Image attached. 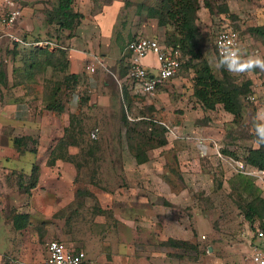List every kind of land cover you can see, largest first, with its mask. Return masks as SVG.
I'll return each mask as SVG.
<instances>
[{"label":"rangeland","instance_id":"1","mask_svg":"<svg viewBox=\"0 0 264 264\" xmlns=\"http://www.w3.org/2000/svg\"><path fill=\"white\" fill-rule=\"evenodd\" d=\"M20 1L27 8L23 7L20 20L10 29H0V70L8 80L6 83L5 78H0V101L5 92L15 94L16 88H22L37 97L44 110L45 104L52 102L57 94L55 101L63 106L64 112L61 115L44 112L47 117L44 116L43 125L50 132L44 136L48 141L59 134L70 114H77L83 135L76 136L82 140L77 153L71 155V163L80 165L75 189L87 190L89 195L76 198L72 206L50 212L46 206L55 205L54 195L24 192L30 180L29 176L21 178L18 185L24 196L13 198L8 205L6 199L0 198V209L2 206L7 209L8 222L28 211L26 226L21 231L13 230L15 225L9 230L0 226V252H6L0 264H43L46 243L50 240L71 243V247L82 250L86 257L83 264H145L150 260V253L133 262L132 257L128 259L127 255H132V228L113 229L116 226L109 216H100L97 211L100 206L96 195L108 197L121 192L127 184L123 161L131 157L132 163L135 162L128 148L123 115L130 123L153 118L167 129V144L144 146L149 162L143 170L137 164L131 172L132 190L147 191L150 208L163 211L171 223L139 231L140 241L152 244L168 237L190 244L192 247L164 245L167 247L160 249L159 253L168 252L173 264H251L249 254L254 247L264 246V237L262 240L255 237L256 230L261 229L260 222L245 218L246 205L255 196L264 200V183L248 174L256 168L245 160L248 150L257 148L253 117L258 110L252 111L246 94L240 97V119L234 120L221 105L213 110L204 109L193 95L194 72L189 67L180 70L153 99L133 94V90L131 94L124 81L123 62L119 63L126 44L139 36L164 40L175 29L173 25H159L148 14L149 9L161 5V0H87V6H80L83 12L73 8L82 18L72 31L60 26L56 12L58 0ZM198 6L195 24L200 34L199 45L214 75L239 86L248 80L253 83L258 77L264 78L260 70L250 76H234L225 70L227 76H223L213 46L215 33L225 24H231L242 32L245 53L264 57V35L253 30L264 26V0H198ZM103 8L104 13L97 20L95 15ZM79 26L83 30L93 28L89 42L93 44V52L103 56L105 64L92 74L80 70L75 83L64 82L68 73L64 65L66 54L63 57L56 51L54 56L46 53L36 58L33 47L21 46L8 35L25 41L48 40L67 48L68 39L76 35ZM31 61L34 62L29 68ZM148 62L152 64L151 60ZM123 88L129 95L125 101ZM145 129V125L138 127V131ZM96 130V138H92ZM37 135L35 139L23 140L20 149L26 156L32 153L30 157H39L41 163L53 167L51 161L65 152L55 150L51 155L53 149L45 146L38 155ZM91 145L97 146V150L88 152ZM143 175L145 179H136ZM74 206L75 217L70 213ZM64 218L71 222L62 224ZM14 234L25 244L28 263L18 253L20 248ZM179 256V260L185 261L171 259Z\"/></svg>","mask_w":264,"mask_h":264},{"label":"crops","instance_id":"2","mask_svg":"<svg viewBox=\"0 0 264 264\" xmlns=\"http://www.w3.org/2000/svg\"><path fill=\"white\" fill-rule=\"evenodd\" d=\"M86 1L87 0H73L72 8H77V10H79V12L81 13L83 12V9L80 6H87ZM21 3L24 2L21 1ZM24 6L25 3L23 7ZM105 8H103L100 14L95 15V18L97 20L98 17L104 13ZM24 9L27 8L24 7ZM92 29L93 28L83 30L82 27L79 26L77 28L76 35L68 39L67 45L69 46L67 47V59L69 74L78 75L80 70L84 69L86 59L90 60L94 55H99L105 64L103 56H101L97 52H93V44L89 42V39L92 38L91 33L94 31ZM49 50L54 51V49ZM70 53L72 54L70 55ZM149 60L152 61L153 66H156V62L154 61L152 56H149V58L145 59L144 62L151 64V62H148ZM166 86L167 85H165L164 87ZM38 103V99L34 97L33 94H31L30 92L27 93L26 90L22 88H16L15 94L10 91L5 92L2 97V102L0 101V198H3V200L6 199L8 201L7 205L13 201V198H22L24 196V193L19 190V180H21V178L30 176L32 168L34 166H37V184L30 190V192L34 193V195L40 194V196L45 192H51L55 198V205L53 207H51L52 205L46 206V208H49V211L53 212V210H56V208L71 205L72 202H74L76 192L74 180L77 176L78 171L76 170V167L73 163L59 158H56L55 161H51V163L54 165L53 167H49L46 165V162L41 163L39 157H37L36 159L30 157L32 156V153H28L26 156L24 154L25 152L20 151L18 149V146L14 143L15 138L30 137L32 139H35L34 135L38 134L36 139L38 140L37 154L39 155L41 153L40 150L45 146H47V148L51 150L54 149L58 140L63 137L64 128L67 127L69 123V117H67V123L63 125L61 131L54 138V140L52 139L48 141V137L44 136V134H50V132L43 125L44 116L47 117L44 112H47L48 110H42V106H40ZM77 147L78 146L69 145L66 149L67 155L76 154ZM123 162L125 171L124 182H126L127 184L125 187L120 189L121 192L109 195L108 197L104 195L102 196L100 194L96 195L97 203L100 206L97 209L98 214H100V216L107 214L109 216L108 219L112 223H114L113 226H116L113 229L119 227L132 228V255L131 253L127 255L129 257L128 259L132 257V262L136 259H142V254L150 253L151 258L149 261L146 260L145 264H173V261L170 260L168 252L159 253L161 248L167 247L164 246V242L169 240L168 237H166V239H159L157 243H154L152 241V244H148V242L146 241H140L139 231L148 229L150 227L167 225L171 223V221L166 217V215H163V211H153L152 208H150L149 202L146 198V195L148 194L147 191H141L140 189L132 190L131 171L132 167L136 168L137 163H132L131 157L124 159ZM148 162L139 165L140 167H143L141 170L145 168V165ZM58 172H60V176H57ZM257 177L260 178V180L264 183V176ZM141 178L143 180L146 177L144 175L142 177H136V179L138 180H141ZM130 194H132V196ZM50 207L53 209H51ZM3 208L4 206H2V209ZM75 208L76 207L74 206L70 211V213L74 217L77 215V211H75ZM2 209H0V226L6 227L9 230L10 226H16V224L18 223V218L16 215L13 222H8V220L6 219L7 209ZM25 214L27 215L28 211L25 212L24 215ZM18 215H22V213ZM103 219L105 221L107 220L104 216ZM69 221L70 219L64 218L62 220V224H65ZM99 221L101 222V220ZM14 229L15 228H13V230ZM21 230L22 229L17 231ZM13 236L17 239L16 234H14ZM68 245L72 246L71 243ZM16 246L17 248L24 250H22L24 252L22 253V251L18 249V253H20L21 257L24 256L25 262L28 263L29 254L27 253V251H25V244L21 240L17 239ZM120 247L123 249V246ZM5 253L6 252H0V262ZM123 256L124 254L121 257L124 258ZM171 259H174L176 261L178 260L180 262L185 261V259L182 258L179 260V258L177 257ZM159 261L160 263H158Z\"/></svg>","mask_w":264,"mask_h":264},{"label":"trees","instance_id":"3","mask_svg":"<svg viewBox=\"0 0 264 264\" xmlns=\"http://www.w3.org/2000/svg\"><path fill=\"white\" fill-rule=\"evenodd\" d=\"M72 2L73 0H58L56 9L57 16L60 17V26L70 31H72L74 27L79 24V21L82 18L80 13L73 11ZM198 7V0H161V5L157 8L149 9L148 14L150 17L157 19L159 25H173L175 27L174 31L171 34H168V37H166L164 41L168 45H178L182 50L183 55L188 56V59H186L180 70H182L184 67L192 68L194 72L193 95L201 104V106L204 109L213 110L217 105H221L225 112L233 115L234 120L240 119L242 116L240 97L245 94L248 95L252 92V81L248 80L244 85L239 86L231 84L225 79H219L214 75L209 63L203 56L199 45L200 34L195 24ZM234 27L237 28V26ZM253 30L261 35H264V26L256 27ZM21 46L25 45L21 44ZM28 47H33L36 50L34 53L36 58L38 55H44L46 53H50L54 56L56 51H60L59 54L62 56L66 54L64 65L68 67L66 47L63 48L61 46V48H57L56 50L50 52L47 50V47ZM123 60L124 57L120 59L119 63L123 62V71L126 75L127 69ZM33 62L34 61L28 63L29 68H32ZM221 72L223 76H227V73L224 69L221 68ZM28 73L30 74V72ZM78 77L79 76L77 74L74 75L67 73L66 77L64 78V82L70 80L75 83L77 82ZM0 78H5L4 81H6V83L8 82L7 76L5 75L4 71L1 73V70ZM2 85H5V82L2 83ZM121 92L123 95V100L124 98L129 99L126 89L123 88ZM56 95L53 96L54 100L52 102H47L45 104L44 109L55 112L57 115H61L64 112V108L58 103V101H55L57 97ZM87 100L88 99H85V101ZM249 105L254 112L256 107L251 103ZM76 115V113L69 115V123L68 126L64 128L63 137L58 140L56 146L51 151V155L55 150H62V152H65V155H63L64 153L61 155H56L55 158L57 159L59 158L70 162L73 161L71 160V155H67L66 149L69 145L78 146L82 139H77L76 136L78 135L80 138H82L83 135V131L79 127L80 121ZM122 122L125 126L128 148L137 164H143L149 159L143 150L144 146L150 145L149 148H154L162 147L167 144L165 137V133L167 132L166 127L153 118H149L148 120L142 119L138 121H132L130 123L127 120V117L123 115ZM140 125H145V131H138V127ZM23 140H32V138L20 137L14 139V143L18 146L20 151ZM97 148V146L91 145L88 152H91L92 149L97 150ZM245 160L247 164L255 167L257 170L264 171V145L257 148H250ZM74 165L76 170L79 171L80 165L78 163H75ZM28 178L30 183L27 188L23 189L24 192H29L33 187L36 186L38 180L37 166L32 168L31 175ZM19 188L21 189V187ZM88 195L89 193L87 190L78 188L75 192V199L87 197ZM246 206L247 211L245 213V218L250 222L257 219L260 222L261 230L264 232V200L258 196H255V198L248 202ZM17 218L18 223L16 224L15 221V229L20 230L26 226L25 219L27 216L17 215ZM165 245L169 247H181L184 245L192 247L186 242H179L174 239H169L166 241ZM177 258H180V256Z\"/></svg>","mask_w":264,"mask_h":264},{"label":"built area","instance_id":"4","mask_svg":"<svg viewBox=\"0 0 264 264\" xmlns=\"http://www.w3.org/2000/svg\"><path fill=\"white\" fill-rule=\"evenodd\" d=\"M23 5L20 0H0V29L6 30L15 26L22 16ZM227 22V20H226ZM224 28L215 33L213 46L219 56L218 43L221 40H232L242 48V35L238 28L231 24H225ZM14 41L25 46L47 47L48 49L61 48L60 45L52 41H25L14 38ZM72 52V51H71ZM72 53H70L71 55ZM152 56L156 66L145 63L144 60ZM71 57V56H70ZM124 63L127 69L124 81L128 83L130 92L133 94L153 99L160 89L169 81L176 77L185 62V56L178 45H168L164 40L158 38L134 37L131 39L123 52ZM104 67V62L99 55H94L90 60L86 59L84 70L92 74L98 68ZM252 92L246 95V101L253 104L256 109L264 103V78H257L251 85ZM97 130L92 133V138H96ZM240 166L243 167L242 164ZM248 174L264 176V171L253 170ZM255 237L262 240L264 232L257 229ZM251 264H264V246L254 247L249 254ZM86 260L85 253L75 247L60 240H50L46 243L45 259L43 264H83Z\"/></svg>","mask_w":264,"mask_h":264},{"label":"clouds","instance_id":"5","mask_svg":"<svg viewBox=\"0 0 264 264\" xmlns=\"http://www.w3.org/2000/svg\"><path fill=\"white\" fill-rule=\"evenodd\" d=\"M218 68H222L234 76L252 75L256 70L264 72V57L247 55L232 40H221L218 43ZM253 134L256 147L264 145V107L259 108L253 117Z\"/></svg>","mask_w":264,"mask_h":264},{"label":"water","instance_id":"6","mask_svg":"<svg viewBox=\"0 0 264 264\" xmlns=\"http://www.w3.org/2000/svg\"><path fill=\"white\" fill-rule=\"evenodd\" d=\"M22 5H24V3H22Z\"/></svg>","mask_w":264,"mask_h":264}]
</instances>
